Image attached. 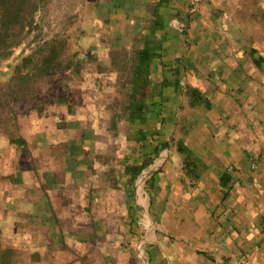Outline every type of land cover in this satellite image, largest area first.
Instances as JSON below:
<instances>
[{
	"label": "rangeland",
	"instance_id": "374dc122",
	"mask_svg": "<svg viewBox=\"0 0 264 264\" xmlns=\"http://www.w3.org/2000/svg\"><path fill=\"white\" fill-rule=\"evenodd\" d=\"M156 1L49 0L32 32L0 64L4 87L12 67L45 43L63 44L62 57L70 60L64 72L37 85L32 101L15 108L13 121L0 115L1 152L11 146L9 137L44 145L12 146L15 175L0 200V218L32 213L33 191L40 185L38 176L28 177L32 167L54 184L47 187L52 215L42 217L57 223L37 228L43 240L15 251L9 264L150 263L161 223L149 207L148 180L154 170L178 168L176 145L193 124L159 129L157 123H132L125 114L135 51L162 39L155 21H172L180 33L185 27L179 20L198 16L210 26L204 39L218 43L221 57L226 46L242 57L241 70L258 71V89L264 90V67L258 69L250 56L253 51L264 59V0H162L158 6ZM245 59L252 63L249 69ZM159 156H167L162 164L155 162Z\"/></svg>",
	"mask_w": 264,
	"mask_h": 264
},
{
	"label": "crops",
	"instance_id": "0c3cea01",
	"mask_svg": "<svg viewBox=\"0 0 264 264\" xmlns=\"http://www.w3.org/2000/svg\"><path fill=\"white\" fill-rule=\"evenodd\" d=\"M199 20H179L183 34L172 21L162 23V39L147 43L151 58L145 114L132 123L174 130L179 123H193L180 140L198 160L191 177L182 161L175 171L154 170L149 177V207L161 223L149 264H264V90L256 82L260 74L242 71V57L231 55L228 46L221 57L218 43L203 37L210 26ZM245 64L252 66L249 59ZM24 140L33 150L44 149L34 139ZM14 149L11 145L0 151V200L10 187L7 180L15 175L9 155ZM160 157L157 164L167 158ZM28 173L40 179L32 213L0 218V257L37 244L42 231L36 229L57 224L54 217H42L52 215L47 190L54 184L32 167Z\"/></svg>",
	"mask_w": 264,
	"mask_h": 264
},
{
	"label": "trees",
	"instance_id": "16d2710c",
	"mask_svg": "<svg viewBox=\"0 0 264 264\" xmlns=\"http://www.w3.org/2000/svg\"><path fill=\"white\" fill-rule=\"evenodd\" d=\"M48 2L49 0H0V64L7 61L14 49L20 46L32 32L35 28L36 15L45 8ZM160 2L162 0H157L156 6ZM154 14L156 15L157 12ZM261 18L264 20V10ZM154 25L156 29L162 28L160 20L155 21ZM64 49L63 44L54 41L45 43L36 52L24 57L18 65L12 67L6 85L0 87V115H3L6 120L13 121L16 118L15 108L25 101L33 100L37 85H41L46 78L67 69L64 63L67 60L66 66H68L70 60L62 57ZM149 50L148 45H145L135 51L136 57L130 82L131 92L124 107L129 121L139 119L145 114L146 88L150 84L148 67L151 54ZM250 56L258 69L264 67L263 58L255 56L253 51H250ZM78 64H71V66H78ZM8 143L12 146H25L23 137L16 139L9 137ZM166 146L167 144L164 147ZM176 150L182 157L183 170L191 177L198 169L197 158L182 141L177 143ZM141 167L134 168V173L139 172ZM10 260V254L3 253L0 257V264H9Z\"/></svg>",
	"mask_w": 264,
	"mask_h": 264
},
{
	"label": "built area",
	"instance_id": "2783aa9c",
	"mask_svg": "<svg viewBox=\"0 0 264 264\" xmlns=\"http://www.w3.org/2000/svg\"><path fill=\"white\" fill-rule=\"evenodd\" d=\"M180 32H183V29H181V31Z\"/></svg>",
	"mask_w": 264,
	"mask_h": 264
}]
</instances>
